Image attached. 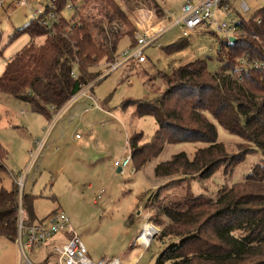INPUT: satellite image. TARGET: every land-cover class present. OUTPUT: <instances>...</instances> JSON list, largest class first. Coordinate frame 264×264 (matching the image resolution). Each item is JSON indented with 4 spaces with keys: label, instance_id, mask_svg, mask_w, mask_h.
Wrapping results in <instances>:
<instances>
[{
    "label": "trees",
    "instance_id": "1",
    "mask_svg": "<svg viewBox=\"0 0 264 264\" xmlns=\"http://www.w3.org/2000/svg\"><path fill=\"white\" fill-rule=\"evenodd\" d=\"M77 3L81 6L75 8ZM108 4L111 12L105 9ZM68 5L74 9L70 19L62 15ZM90 5L96 13L89 12ZM55 13L50 28L42 24V17L14 30L9 42L23 34L30 40L6 61L0 76L1 93L28 104L47 120L50 107L61 109L74 94L89 85L92 90L102 81L107 75H101L118 58L121 39L128 35L132 43L135 34L134 28L123 30L125 16L113 1L57 0ZM239 24L244 33L235 42L225 38L219 42L217 72L207 70L206 59L194 60L169 74L158 72L156 78L166 89L153 100L121 104L123 109L133 108L131 119L149 116L156 125L147 143L138 145L142 133L128 137L136 171L156 158L165 145L204 143L207 147L197 149L191 158L180 152L158 164L154 176L210 177L225 156L215 124L252 144L264 158V67L237 74L242 57L264 63V6ZM1 38L0 34V43ZM40 38L42 42H36ZM135 45L136 39L129 48ZM183 47L180 42L167 51ZM4 159L6 151L0 145V174L6 171ZM235 161L239 163V157ZM219 193L212 199L187 190L188 205L154 195L148 222L160 229L153 241L162 246L154 264H264V168L257 165L242 181ZM35 198L29 193L21 196L30 225L41 221L34 214ZM17 209V187H0V238L11 243L17 237Z\"/></svg>",
    "mask_w": 264,
    "mask_h": 264
},
{
    "label": "rangeland",
    "instance_id": "2",
    "mask_svg": "<svg viewBox=\"0 0 264 264\" xmlns=\"http://www.w3.org/2000/svg\"><path fill=\"white\" fill-rule=\"evenodd\" d=\"M125 16L124 31L135 29L137 34L148 35L162 30L156 41L144 50L145 63L129 62L87 89L78 103L64 109L47 136L42 151L28 172L23 193L36 196L34 214L38 220L54 211L64 212L72 227L85 244L93 262L118 258L123 264H154L162 246L151 240L147 247L134 244L143 224V238L156 237L160 229L148 219L153 215V198L182 202L188 205L186 191L197 196L216 198L222 189L242 181L244 175L257 165L264 168V158L252 144L232 135L215 124L217 141L225 148V156L217 171L208 178L154 176L155 167L183 152L191 158L195 151L207 147L204 143L165 145L162 152L140 170L131 163L128 137L142 133V143L150 141L156 125L152 117L131 119L132 107L121 108L128 100H153L163 92L164 84L156 78L158 72L171 73L176 67L198 59L207 60V70L215 73L220 64L217 48L224 37L209 28L201 27L184 36L178 27L169 28V19L162 16L161 7L167 10L172 22L180 15L187 1L198 0H109ZM234 19L249 20L264 6V0H223ZM246 4L247 11L241 5ZM157 4V5H156ZM106 11H110L108 8ZM81 6L77 3L75 8ZM94 5L87 6L93 10ZM93 7V8H92ZM74 13L68 5L62 12L66 19ZM152 17V18H151ZM221 14L216 12V18ZM32 18L23 8L0 9V76L6 61L15 55L30 37L23 34L11 42L14 30L23 27ZM138 26V28H137ZM43 38L36 39L41 43ZM183 42L180 50L167 51L172 45ZM128 35L118 44L117 55L131 46ZM150 87V88H149ZM77 103V104H76ZM86 109V111L84 110ZM44 116L34 113L26 103L0 92V145L6 151L3 164L6 171L0 174V187L10 189L14 177L22 173L29 163L33 140L41 138L48 124ZM78 135L76 138L75 136ZM239 157L240 162L235 163ZM129 158V165L117 172L113 163ZM176 200V201H175ZM148 223V224H147ZM46 245L26 252L34 264H52L55 257ZM17 245L0 238V264H23Z\"/></svg>",
    "mask_w": 264,
    "mask_h": 264
},
{
    "label": "built area",
    "instance_id": "3",
    "mask_svg": "<svg viewBox=\"0 0 264 264\" xmlns=\"http://www.w3.org/2000/svg\"><path fill=\"white\" fill-rule=\"evenodd\" d=\"M56 4L57 0H0V9L3 11H13L23 8L34 20L43 17L44 19L42 24L47 28H50L57 18V13H55ZM241 9L242 11H247L248 7L243 3L241 5ZM228 11L229 8L223 3V0H198L195 3L187 1L181 7L180 15L173 22L172 19L168 17V11L164 12L163 17L165 19H169V28H180L184 36H186L189 32L201 27L209 29L211 28L210 31L213 32V26L215 34L218 33L219 35H222L228 41V43H231L229 38L232 37L237 39V37L241 36L244 32L243 28L239 24L242 19H234L231 14L228 13ZM216 12L221 14L219 19L216 18ZM162 30H158V32H154L152 35H148L147 33L137 34L136 45L133 48L126 49L120 55V57H118L108 66L101 77L106 75L108 76L109 74L116 72L119 68L129 62H134L136 64L145 63L146 58L144 56L143 50L156 41L158 35L163 32ZM263 67L264 63L261 61L256 59L250 60L248 58L242 57L239 60V64L237 66V74L242 75L243 73H248L252 70H258ZM91 87L92 85H89L78 93L74 94L61 109L57 110L54 107H50L51 117L44 130L43 136L33 140L34 147L29 152L28 165L22 173L14 177V185L18 189L17 237L15 244L17 245L20 256L24 259L23 264H34L27 257L26 252L47 245L50 240L59 237L60 239L51 247V253L55 257V260L52 264H123L118 258L109 261L104 259L98 262L91 261L88 257V251L85 244L75 232L67 215L62 211H54L47 215L40 222H35L34 224L30 225L28 223L27 212L24 209L21 201L24 182L28 172L34 166L37 158L39 157L44 146V142L53 128V125L57 121L62 111L84 96L86 90L91 89ZM75 137L77 138L78 135ZM129 163V158H125L121 162L115 161L113 166L114 168L121 171L126 168ZM142 232L143 228L139 236L142 234ZM139 236L136 238L134 244L147 247L150 242L144 244L137 243Z\"/></svg>",
    "mask_w": 264,
    "mask_h": 264
},
{
    "label": "crops",
    "instance_id": "4",
    "mask_svg": "<svg viewBox=\"0 0 264 264\" xmlns=\"http://www.w3.org/2000/svg\"><path fill=\"white\" fill-rule=\"evenodd\" d=\"M223 3H225L224 1H223ZM157 5V4H156ZM163 12H162V16L160 17V18H154V19H162L163 18V16H164V12L165 11H167V10H164V9H162L161 7H159ZM152 18V17H151ZM137 28H138V26H137ZM134 63V62H133ZM4 70V69H3ZM78 101L79 100H77L76 102L78 103ZM76 103V104H77ZM85 110V109H84ZM145 222H143V223H141V225L139 226L140 228H141V231H142V228H143V224H144ZM141 233V232H140ZM139 235H137V237H138ZM137 237H135V239H134V243H135V240H136V238ZM60 239V237L59 238H55V239H53V240H50L49 241V243L44 247L45 249H48V248H50V252H52V250H51V247H52V245L55 243V242H57L58 240ZM137 243H140V242H138L137 241Z\"/></svg>",
    "mask_w": 264,
    "mask_h": 264
},
{
    "label": "bare ground",
    "instance_id": "5",
    "mask_svg": "<svg viewBox=\"0 0 264 264\" xmlns=\"http://www.w3.org/2000/svg\"><path fill=\"white\" fill-rule=\"evenodd\" d=\"M148 225H150L151 228L155 229V231H153L152 234L147 235V240H145V238H143V232H144V229H143L142 234L138 238V242L142 244L150 242L152 238L154 237V235L156 234V228H154L151 224H148Z\"/></svg>",
    "mask_w": 264,
    "mask_h": 264
},
{
    "label": "water",
    "instance_id": "6",
    "mask_svg": "<svg viewBox=\"0 0 264 264\" xmlns=\"http://www.w3.org/2000/svg\"><path fill=\"white\" fill-rule=\"evenodd\" d=\"M229 41H230L231 43H233V42L236 41V39L231 37V38H229ZM117 172H120V170L117 169ZM154 238H155V237H153L152 240H153Z\"/></svg>",
    "mask_w": 264,
    "mask_h": 264
}]
</instances>
